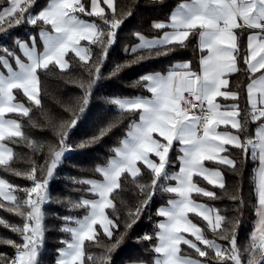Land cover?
I'll return each mask as SVG.
<instances>
[{"label": "snow or ice", "instance_id": "snow-or-ice-1", "mask_svg": "<svg viewBox=\"0 0 264 264\" xmlns=\"http://www.w3.org/2000/svg\"><path fill=\"white\" fill-rule=\"evenodd\" d=\"M34 2L35 0H8V6L0 10V23L8 22L10 27L22 23L37 26L41 22L50 26V30L42 27L38 34L39 40L43 42V51H38L35 35L30 38L31 46L19 38L14 40V44L27 57V63L6 46L0 47L6 57L15 56L18 68L13 70L10 60L0 57V166H4L6 170L10 168L14 154L13 149L4 141L16 142L19 138L34 151H41L44 147L28 139L17 120L5 119V115L9 113L29 116L30 108L24 103L16 102L14 92L22 91L28 101L39 106V71L48 70L53 64L61 71L68 70L70 64L66 56L70 52L84 66H88L91 63V49L82 46L81 41L98 45L103 51V60L115 43L117 31L125 15L131 14L121 13L120 18H117L115 0H90V10L84 0H48L47 5L33 15L29 6ZM102 5L111 10V19ZM80 14L96 17L103 21V25L81 19ZM153 27L157 30L168 28L171 31H164L162 36L150 40L136 33L140 43L132 47L131 52L142 50L148 56H137L131 63L150 58L154 51L156 56L168 55L176 47H186L187 42L195 35L198 37V49L201 52L199 72L192 70L191 62L173 64L166 74L157 72L140 78L141 82H147L145 87L151 93L150 98L136 96L110 101L121 112L138 113L139 119L129 124L126 136L119 141V146L112 149L114 157H110L106 165L95 168V172L103 179L81 181L90 185L87 191L98 198L71 203L73 208L86 209L87 214L82 219L70 216L63 218L66 224L61 230L70 233L71 239L62 241L66 247L59 249L56 264H85L86 241L96 242L104 249L98 257L87 255V261L91 264H111V254L117 250L124 236L122 234L115 243L100 244L96 225L103 229L109 240L112 239L113 229L118 225L109 218L106 209L115 210L111 196L121 187L122 176L127 173L135 179L140 175L138 162L143 163L152 173L151 184L139 185L140 191L145 192L151 187L152 192L148 193V199L136 206L134 212L129 211L131 223L126 224V230L131 229L140 218L157 188L176 196L175 199L167 201V206H161L157 211L158 216L164 219L157 225L159 231L155 233L157 242L152 251L157 255L154 264H204L198 258L182 254L181 244L193 249L200 258L208 257V250H213V259L219 264H264V0H185L171 12L168 23L154 22ZM3 31L0 27V33ZM244 31H248L243 59L250 81L247 84L249 111L242 114L235 103L226 106L230 110L221 111L218 97L236 100L239 96L238 92L223 89L229 87L228 75L238 71V54L241 49L237 33ZM161 47L166 49L163 53L158 51ZM205 52L206 55L203 54ZM127 66L118 65L113 75ZM4 69L6 75L3 74ZM100 72L101 64L97 63L92 78L86 83H80L85 94L78 110L72 112L73 118L58 127V145L49 146L50 162L46 163V175L43 179L38 178V170L42 171L44 166L38 167L35 162L31 171L26 173V178L32 181L31 187L22 189L26 198L21 201L14 194L21 190L0 179V197L12 205L8 211L15 212L23 219L22 227L12 226V231L20 235L22 243L0 240V243L11 245L15 249L14 257L0 254V264H38L39 246L45 234L41 206L49 199L48 183L63 155L73 150L67 139L87 110L92 88L100 78ZM249 121L257 123L254 134L249 132ZM222 125H230L235 132L218 131ZM112 127L114 125L102 128L98 136L91 137L77 147L84 148L98 142ZM154 134H158L166 143L156 139ZM176 142L180 145L178 151L181 153L176 158L179 171L169 175L166 170L170 163L169 153ZM227 146L239 150L240 158L230 157ZM151 154L158 157V163L150 158ZM246 156L256 165L252 172L256 198L254 209L258 219L249 243L241 251L237 233L242 217L235 218L230 222L231 227L225 229V217L217 209L196 202L192 193L216 198L214 192L199 187L193 179L194 176H200L209 184L222 189L225 187L222 172L218 168L205 167V161L226 166L240 175ZM161 180L165 183H161ZM168 181H175V186L167 184ZM231 199L243 203L236 195ZM3 206L0 204V207ZM190 213L206 221L214 234L228 241L229 247L208 239L205 232L189 219ZM69 222L75 226H68ZM184 233H190L195 241L205 247L201 248L196 242L186 238ZM142 239L151 241L152 237L145 235Z\"/></svg>", "mask_w": 264, "mask_h": 264}, {"label": "trees", "instance_id": "trees-1", "mask_svg": "<svg viewBox=\"0 0 264 264\" xmlns=\"http://www.w3.org/2000/svg\"><path fill=\"white\" fill-rule=\"evenodd\" d=\"M180 0H115L117 18L120 14L125 15L121 26L119 27L115 43L110 47L107 57L101 60L103 51L98 45L87 43L91 49V63L84 66L79 58L73 53L66 56L70 68L61 71L56 65H51L48 70H40L39 78L41 84V104L39 106L27 100L19 91H15L16 99L22 100L30 108L28 117L12 114L21 124V130L28 139L35 141L38 145H43L41 151H34L29 148L25 141L16 139V142L5 141L12 149L14 158L10 163V168L5 169L0 166V176L15 189L21 190L14 194L21 201L26 198L22 191L24 188L32 186V181L26 178V173L31 171L33 162L39 167L44 166L43 170H38V178L43 179L46 175V163L50 162L49 146L58 145L57 130L60 124L70 121L73 118L72 112L78 110V105L84 96V90L80 83H86L94 74V66L101 64L100 78L92 88L89 98V104L86 112L81 116L76 126L71 130L67 143L73 150L67 151L53 176L48 183L49 199L41 208L44 213L43 225L45 234L43 242L39 246L37 261L38 264H56L59 249L64 245L62 241L70 238V233L61 229L66 222L63 219L66 216L80 219L87 213L84 208H73L72 202H78L81 199H90L93 194L88 192L89 185L81 183L84 180L97 179L99 173L95 168L103 166L113 155L112 149L115 148L119 141L125 136L129 124L138 117V113L121 112L115 104L110 101L115 98H130L133 96H142L147 93L145 82L140 78L149 73H162L168 70L174 62L186 60L191 62V68L198 70L200 51L197 46V36H192L187 42L186 47H176L168 55L156 56L155 51L150 58L131 63L137 56H148L146 51L138 50L136 53L131 52L132 46L136 43V33L147 37H152L161 33L153 27L154 22H164L168 19L171 10ZM48 0H35L33 5L29 6L30 11L34 13L39 11L47 4ZM86 6L88 0H84ZM8 5V0H0V10ZM106 15L112 18V12L104 6ZM81 17H86L80 14ZM87 18L103 25L96 17ZM14 25V22H12ZM42 23L37 26H31L22 23L19 26H9L8 22L0 23L4 29L0 33V47L6 46L10 51H16L17 46L14 40L29 39L34 36ZM107 27V26H105ZM246 34L238 32L240 37V53L238 54V71L229 75V87L227 89L239 93L237 104L242 114L249 111L245 86L248 81L247 67L244 64V53L246 48ZM127 49V52H126ZM166 49H158L163 53ZM4 54L0 51V55ZM119 72L113 75L118 65H125ZM91 70V74H90ZM243 119V115L241 117ZM114 125L103 138L94 144H88L84 148L77 147L84 141L93 136H98L102 128ZM255 123L249 121L248 128L250 134H254ZM228 147V154L233 158H240L239 150ZM172 154L170 159H172ZM211 167L220 169L224 176L225 187L209 184L201 177L195 180L207 191L215 193L216 198H208L203 195H194V198L208 204L211 208L219 211L220 215L225 217L223 227H231L230 222L237 217H242V222L237 233V242L241 251L249 243L251 231L256 218L254 205L256 198L253 192L254 174L252 169L255 162L244 157L241 174L237 175L226 166L219 165L215 162H207ZM140 175L133 179L125 173L121 178V187L111 196L115 205V210L106 209L110 219L118 225L113 229L111 240L104 232L97 227L98 240L100 244L115 243L116 239L123 234L124 238L117 250L111 254V264H129L134 262H143L150 264L157 254L152 251L156 244L155 233L157 232V223L160 216L157 214V207L166 202L167 194L160 188H157L152 196L150 203L143 209L140 218L136 221L131 229L126 230V224L131 223L129 211H135L136 206L140 205L143 200L148 199V193L152 188L148 187L145 192H141L139 185H150L152 179L151 171L144 165H140ZM19 172L20 175L15 173ZM236 195L240 197L243 203L233 201L231 197ZM0 240H12L15 243H22L20 235L12 231V226L22 227L23 219L16 215L15 212L8 211L12 207L11 203L0 198ZM193 221L198 224L208 239L215 240L218 244L229 247L228 241L221 239L220 235L214 234L208 228L206 222L198 215H190ZM74 223L69 222L68 225ZM7 225V226H6ZM145 235L152 237L151 241H145L142 238ZM198 242V241H197ZM198 246L204 248V245ZM182 254L191 257H197L206 264H219L214 258L213 250H208L209 255L206 258L198 257V254L187 245L181 244ZM104 249L96 242H85V264H91L87 261V255L98 257ZM0 254L8 257H14L15 249L13 246L0 243ZM246 262V256H245Z\"/></svg>", "mask_w": 264, "mask_h": 264}, {"label": "crops", "instance_id": "crops-1", "mask_svg": "<svg viewBox=\"0 0 264 264\" xmlns=\"http://www.w3.org/2000/svg\"><path fill=\"white\" fill-rule=\"evenodd\" d=\"M185 2V0H180L177 4H176V6H174V8L171 10V12L173 11V10H175L176 9V7H177V5L178 4H180V3H184ZM48 3V2H47ZM47 5V4H46ZM45 5V6H46ZM88 5H89V10H90V0H88ZM44 6V7H45ZM103 6V5H102ZM104 7V6H103ZM43 8V7H42ZM41 8V9H42ZM40 9V10H41ZM30 10V9H29ZM39 10V11H40ZM39 11H37V12H33V11H30V13L31 14H33V15H35V14H37ZM171 12H170V14H169V17H170V15H171ZM169 17H168V19L166 20V21H164V23H168V21H169ZM80 18L81 19H84V20H87V21H93V20H91V19H89V18H87V16L86 17H81L80 16ZM42 23V22H41ZM42 27H44V28H47L48 30H50V26H45V25H41V27L37 30V32H36V34H35V36H36V38H37V40H38V51H43V42L41 41V40H39V32H40V30H41V28ZM164 31H171V29H168V28H165V29H163L162 31H161V33H159L158 35H155V36H152V37H147V36H145L147 39H153V38H158V37H160V36H162L163 35V33H164ZM247 35H248V31H247V34H246V45H247ZM144 36V35H143ZM32 37V36H31ZM30 37V38H31ZM30 38L29 39H24L25 41L24 42H28L29 43V46H31V44H30ZM137 42H139V39H137V41H136V43ZM87 41H81V45L82 46H84V47H87ZM135 43V44H136ZM135 44L132 46V47H134L135 46ZM245 45V46H246ZM197 46H198V37H197ZM15 52V54H18V56L21 58V60L23 61V62H25V63H27V57H25V56H22V54L20 53V49H19V47L17 46V48H16V51H14ZM245 52H246V48H245ZM74 54V53H73ZM203 54H207L206 52L205 53H203ZM75 55V54H74ZM244 55H245V53H244ZM200 56H201V52H200V55H199V59H200ZM14 57L15 56H12V59L14 60ZM183 62H188V61H186V60H181V61H176V62H174L173 64H177V63H183ZM13 67L15 68V69H17L18 70V68H17V66L16 65H13ZM247 67V66H246ZM199 68H200V65H198V70L196 71V72H199ZM4 72H3V74L6 72V69L5 70H3ZM168 70H166L165 72H162L161 74H166V72H167ZM194 71V70H193ZM155 73V72H154ZM149 74H151V73H149ZM233 74V73H232ZM229 75H231V74H229ZM229 75H228V77H229ZM228 77H227V79H228ZM250 81H249V79H248V81H247V83H246V86H245V94H246V101H247V84L249 83ZM147 82H145V84H146ZM147 90V89H146ZM223 90H227V91H233V90H230V89H223ZM21 93H22V91H20ZM23 94V93H22ZM14 95H15V92H14ZM143 97H148V98H150L151 97V93L150 92H148L147 91V93L145 94V95H142ZM133 97H136V96H133ZM133 97H130V98H133ZM121 98H125V97H121ZM237 100V99H236ZM236 100H233V99H231V98H228V99H225L224 97H218L217 98V102L221 105V111H228V110H230V109H228L226 106H228V105H231V104H237V101ZM16 102H22V103H24L26 106H27V104L24 102V101H22V100H18V99H16ZM238 105V104H237ZM12 114H14V113H9V114H6L5 115V119H15V120H17ZM139 119V114H138V117L135 119V120H138ZM18 121V120H17ZM133 122V121H132ZM256 125H255V128L257 127V123H255ZM129 128V127H128ZM127 131H128V129H127ZM218 131H230V132H235V130H233L232 128H231V126L230 125H227V126H224V125H222V126H220L219 128H218ZM254 131H255V129H254ZM126 134H127V132H126ZM126 134H125V136H126ZM155 135V138L156 139H159V140H161V142H163V143H166V141H164L163 140V138L162 137H159L158 136V134H154ZM124 136V137H125ZM123 137V138H124ZM122 138V139H123ZM4 143H5V141H4ZM7 144V143H6ZM117 146H119V144L117 145ZM116 146V147H117ZM179 147H180V145H179V143L178 142H176V143H174V145H173V147H172V149L170 150V153H169V160H170V163H169V166L167 167V172H168V174L169 175H171L173 172H178L179 171V162L177 161V156H179V155H181V153L178 151V149H179ZM172 154V159H170V155ZM114 155H115V153H113V155L111 156V157H114ZM150 158L151 159H153L154 161H156L157 163L159 162L158 161V157H155V155L154 154H151L150 155ZM207 162H209V161H205L204 163H205V167H207V168H209V169H217V168H215V167H211ZM107 164V163H106ZM106 164H104V165H106ZM140 165H144L143 163H141V162H138V167H140ZM173 165H175L174 167H173ZM145 166V165H144ZM256 166V165H255ZM220 170V169H219ZM198 177H200V176H194V181L197 183V185L199 186V187H201L199 184H198V182L195 180L196 178H198ZM202 178V177H201ZM0 179H3L1 176H0ZM103 179V177L100 175V177L99 178H97V179H95V180H98V181H100V180H102ZM161 183H165L163 180H161ZM167 184H170V185H172V186H175V181H168V182H166ZM89 188H90V185H89ZM202 188V187H201ZM166 193V192H165ZM167 194V200H166V202H164V203H162L161 205H159L158 207H157V211H158V209L161 207V206H167V201L169 200V199H175L176 198V196H175V194H170V193H166ZM194 195H198V194H196V193H192V198L196 201V202H198V203H201V204H204V205H207V206H209L208 204H206V203H204V202H202V201H200V200H197L196 198H194ZM2 200H4L2 197H0ZM98 197H96L94 194H93V196L90 198V199H97ZM5 201V200H4ZM210 207V206H209ZM87 214V213H86ZM85 214V215H86ZM192 213H190L189 214V219L193 222V223H195L194 221H193V219H192V217L190 216ZM84 215V216H85ZM196 215V214H195ZM83 217V216H82ZM81 217V218H82ZM164 218L163 217H160V219L158 220V223H157V225L159 224V222L161 221V220H163ZM206 222V221H205ZM196 224V223H195ZM206 224H207V222H206ZM198 227H200L198 224H196ZM97 227H99L100 228V226L99 225H96V228ZM201 228V227H200ZM102 231H103V229L102 228H100ZM202 229V228H201ZM157 231H159V229L157 228ZM184 235H185V237L186 238H188V239H190V240H193L194 242H196L197 244H198V242L197 241H195V237H193L190 233H184ZM71 237V236H70ZM65 246V244L63 245V247ZM62 247V248H63ZM192 258H197V257H192ZM155 259V258H154ZM199 259V258H198ZM202 261V260H201ZM129 264H146V263H143V262H134V263H129ZM150 264H154V260H153V262L152 263H150ZM204 264H206L205 262H204Z\"/></svg>", "mask_w": 264, "mask_h": 264}, {"label": "rangeland", "instance_id": "rangeland-1", "mask_svg": "<svg viewBox=\"0 0 264 264\" xmlns=\"http://www.w3.org/2000/svg\"><path fill=\"white\" fill-rule=\"evenodd\" d=\"M8 6V5H7ZM6 6V7H7ZM103 6H106V5H103ZM22 42H24L25 40L23 39V40H21ZM138 43H140V41L139 42H137L135 45H137ZM20 53L22 54V56H24V54H23V52L20 50ZM15 56H18V54H15ZM0 57H3V58H7V59H9L10 60V63H11V65H12V67H13V65H16L15 64V57H14V60L12 59V57H6L5 56V54H1L0 55ZM26 57V56H25ZM5 70V69H4ZM13 70H17V69H15L14 67H13ZM4 72V71H3ZM5 75L7 74V72H5L4 73ZM22 103V102H21ZM25 105V104H24ZM26 106V105H25ZM6 144V143H5ZM8 147H10L8 144H6ZM84 217V216H83ZM82 217V218H83ZM82 218H80V219H82ZM257 219H258V217L256 216V218H255V221H254V225H253V228H252V231L254 230V228H255V224H256V221H257ZM68 226H72V227H74L75 226V224H73V225H68ZM252 231H251V233H252ZM71 236V235H70ZM71 239V237L68 239V240H70ZM64 247H66V245L64 246ZM63 247V248H64ZM59 258V254H58V257H57V259Z\"/></svg>", "mask_w": 264, "mask_h": 264}, {"label": "built area", "instance_id": "built-area-1", "mask_svg": "<svg viewBox=\"0 0 264 264\" xmlns=\"http://www.w3.org/2000/svg\"><path fill=\"white\" fill-rule=\"evenodd\" d=\"M199 114V113H198Z\"/></svg>", "mask_w": 264, "mask_h": 264}]
</instances>
